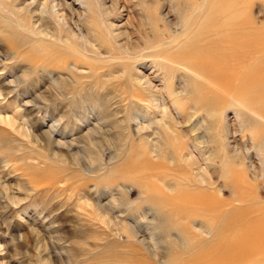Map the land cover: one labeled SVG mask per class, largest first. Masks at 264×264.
<instances>
[{"label":"rangeland","instance_id":"1","mask_svg":"<svg viewBox=\"0 0 264 264\" xmlns=\"http://www.w3.org/2000/svg\"><path fill=\"white\" fill-rule=\"evenodd\" d=\"M43 1L37 0L32 7ZM59 1L64 4L60 13L65 14L74 35L48 18L38 20L31 16L32 12L24 14L18 9L17 0H0V118L15 120L14 127L0 120V264H47L46 252L53 255L52 259H61L60 264L197 261L202 248L189 235L185 222L196 214L183 209V203L195 202L201 194L212 192L210 200L215 199L216 204L229 203L243 210L264 207V86H254L252 80L260 77L256 73L264 63V0ZM36 28L47 36L37 34ZM233 37L248 39V47L256 45L255 49H248L244 59L242 70L248 72V83H236L234 87L218 79L217 70L205 66L208 52L225 47V41ZM185 81L187 84L182 85ZM173 90L182 96H178L177 103L171 94ZM59 93L63 95L61 98ZM150 93L168 106L178 125L175 133L157 125L143 132L139 130L140 134L137 131L133 112L148 115L137 120L139 126L148 125L149 119L154 118V123L161 119L163 106L153 109ZM104 96L112 101L107 111L99 107ZM190 112L195 116L192 122L196 121L193 134L192 126L185 122ZM84 115L89 120L85 121ZM170 125L173 126L171 122ZM25 126H31L29 129L37 141L17 132ZM98 126L99 136L88 131ZM47 130L52 132L54 140L77 144L70 150L55 143L49 147L44 135ZM156 130L163 135L160 148L164 154H171V158L152 156L149 146L143 144L145 134L157 139L153 134ZM119 138L126 141H117ZM193 139L204 142L193 148ZM181 141L185 154L189 149L196 156L189 164L176 156ZM195 171H207L203 175L211 185L198 184L193 176ZM97 201L105 205L103 210H97ZM155 210L160 221H151ZM110 216L121 219L113 231L104 223L109 222ZM126 223L137 226L138 238H146V246L155 252V257L144 245L128 238ZM147 229L155 232L154 243ZM176 234L180 240L184 237L186 240L180 244L174 240ZM46 244L50 247L48 251L44 250Z\"/></svg>","mask_w":264,"mask_h":264},{"label":"bare ground","instance_id":"2","mask_svg":"<svg viewBox=\"0 0 264 264\" xmlns=\"http://www.w3.org/2000/svg\"><path fill=\"white\" fill-rule=\"evenodd\" d=\"M3 1V0H2ZM9 1V0H8ZM11 1V0H10ZM15 1V0H14ZM17 1H19L18 3H19V6H20V8H18V9H21L22 10V12L24 13V12H32V14L33 15H31V16H35V17H38V18H36V19H38L39 20V18L41 19V18H43V19H50L57 27H59L60 29H64L63 31H65V30H67L68 31V33L69 34H71V35H74L73 34V32H72V28L70 27V25H69V22H68V20L65 18V14L64 13H60L63 9H64V4L63 3H61L59 0H44L43 2H41L38 6H36V8L34 9L32 6H33V4L34 3H36V1L37 0H31V2L29 1V2H26V0H17ZM40 1V0H39ZM80 1V0H79ZM84 1H87V0H84ZM97 1V0H96ZM117 1V0H116ZM115 1V2H116ZM232 1H237V0H232ZM7 2V1H6ZM83 2V1H82ZM82 2H79L80 4H82ZM88 2V1H87ZM205 2V1H204ZM86 3V2H85ZM98 3V2H97ZM96 3V4H97ZM170 3V2H169ZM188 3V2H187ZM229 3V2H228ZM5 4H7V3H5ZM11 4V3H10ZM88 4V3H87ZM86 4V5H87ZM190 4V3H189ZM4 5V4H3ZM14 6H15V4H13ZM170 5V4H169ZM216 6H217V4H215ZM7 6V5H6ZM94 6V5H93ZM96 6V5H95ZM211 6H213V5H211ZM11 7H13L12 6V4H11ZM70 7V6H69ZM90 7H92V6H89V8ZM99 7H101V6H99ZM10 8V7H9ZM16 8V7H15ZM34 10H33V9ZM213 8V7H212ZM13 9V8H12ZM11 9V10H12ZM99 9H101V8H98L97 10H99ZM110 9V8H109ZM219 9V8H218ZM224 9H226V8H224ZM223 9V10H224ZM232 9V8H231ZM104 10H107V8L106 7H104ZM16 11V10H15ZM18 11V10H17ZM103 11V10H102ZM112 10H110V12H111ZM221 11V13H222V10H220ZM107 12L109 13V11L107 10ZM172 12V11H171ZM11 13H13V11H11ZM21 13V12H20ZM25 14V13H24ZM29 14V13H28ZM80 14V13H79ZM107 14V13H106ZM114 14V13H113ZM207 14V13H206ZM205 14V15H206ZM224 14V13H223ZM19 15V14H18ZM98 16V15H97ZM208 16H210V15H208ZM15 19H16V17H14ZM163 18V17H162ZM205 18H207V17H205ZM228 18H230V16H228ZM33 19V18H32ZM141 20V19H140ZM6 21V20H5ZM18 21V20H17ZM42 21V20H41ZM33 22V21H32ZM39 22V21H38ZM49 22V21H48ZM85 22V21H84ZM19 23V22H18ZM39 23H41V22H39ZM174 23V22H173ZM215 23V22H214ZM222 23H223V21H222ZM225 23V22H224ZM207 24V23H206ZM29 25H31V24H29ZM37 25V24H36ZM35 25V26H36ZM40 25V24H39ZM108 25V24H107ZM170 25V24H169ZM204 25V24H203ZM214 25V24H213ZM33 26V25H32ZM111 27H113L114 25H110ZM122 26V25H121ZM120 26V27H121ZM26 27V26H25ZM38 27V26H37ZM106 27H109V26H106ZM111 27H109V28H111ZM224 28H225V26H223ZM222 27V28H223ZM108 28V29H109ZM212 28H214V27H212ZM32 29V28H31ZM57 29V28H56ZM196 29V28H195ZM30 30V29H29ZM33 30V29H32ZM111 30V29H110ZM142 30V29H141ZM208 30H210V29H208ZM104 32H105V29L103 30ZM198 31H199V29H198ZM34 32V31H33ZM35 32H37V34H41V35H44L43 37H46L47 36V33H43L42 32V30H40L39 28H36L35 29ZM34 32V34L35 35H37L36 33ZM51 32H53V31H51ZM57 32V31H56ZM62 32V31H61ZM91 32V31H90ZM93 32V31H92ZM103 32V33H104ZM109 32V31H108ZM112 32V31H111ZM110 32V33H111ZM195 32V31H194ZM196 32H197V30H196ZM7 33H8V31H7ZM63 33H65V32H63ZM147 33V32H146ZM227 33H229V32H227ZM30 34H32V33H30ZM34 34H33V36H34ZM51 34H53V33H51ZM91 34V33H90ZM99 34H100V32H99ZM115 34H117V33H115ZM85 35V34H84ZM97 34L95 33V35H94V37L96 36ZM103 35V34H102ZM109 35V34H108ZM112 36H114V34H111ZM118 35H119V33H118ZM125 35V34H124ZM49 36V35H48ZM51 36V35H50ZM53 36H54V34H53ZM85 36H87V35H85ZM99 36V35H98ZM126 36V35H125ZM186 36V35H185ZM41 37V36H40ZM54 37H56V36H54ZM68 37V36H67ZM77 37H78V35H77ZM76 37V38H77ZM90 37V36H89ZM100 37V36H99ZM108 37V36H107ZM124 37V36H123ZM212 37H214V36H212ZM62 38V37H61ZM64 38H66V37H64ZM85 39L87 38V37H84ZM92 38V37H91ZM103 38H105V36L103 37ZM129 38V37H128ZM143 38V37H142ZM148 38V37H147ZM181 38V37H180ZM35 39V38H34ZM67 40H68V38H66ZM75 39V38H74ZM88 39L91 41V39L90 38H87V41H88ZM94 39V38H93ZM106 39V38H105ZM194 39V38H193ZM208 39V38H207ZM210 39V38H209ZM61 40V39H60ZM73 40V38L71 39V41ZM56 41V40H55ZM54 41V42H55ZM62 41L63 42H67V41H64L63 39H62ZM62 41H61V43H62ZM69 41V40H68ZM76 41H79V40H75V42ZM94 42L96 41L95 39L93 40ZM98 41V40H97ZM100 41H102V39L100 40ZM105 41V40H104ZM131 41V40H130ZM224 41V40H223ZM133 42V41H132ZM222 42V41H221ZM225 42H227V44H226V46L224 47H222V48H218V49H213L212 51H210V52H208V53H210V54H208V55H210V56H208L207 58H206V61H205V63H206V65L205 66H207V67H210V68H212V69H215V70H217L216 72L219 74L218 76H219V78L218 79H222V80H224V81H226V83L228 82L229 83V85H231L232 87H234L235 85H236V83H244V82H247L248 83V72H243V64L245 63V61H244V59H246V56H248V49L249 50H252V49H255L256 48V45H254V44H251V45H249V47H248V39H242L241 37H233L232 39L230 38L229 40H226ZM34 43V42H33ZM104 43H106V42H104ZM174 43V42H173ZM172 43V44H173ZM177 43V42H176ZM201 43H203V42H201ZM216 43H218V42H216ZM216 43H215V47L217 46L216 45ZM54 44V43H53ZM86 44H89V43H86ZM93 44V43H92ZM131 44V43H130ZM135 44V43H134ZM179 44H181V43H179ZM74 45V44H73ZM76 45V44H75ZM95 45V44H94ZM106 45H107V43H106ZM122 45V44H121ZM166 45V44H165ZM219 45H220V43L218 44V47H219ZM51 46V45H50ZM78 46V45H77ZM76 46V47H77ZM86 46V45H85ZM87 46H90V45H87ZM120 46V45H119ZM124 46V45H123ZM137 46V45H136ZM145 46V45H144ZM195 46V45H194ZM100 47H101V45H100ZM108 47V46H107ZM142 47V46H141ZM160 47V46H159ZM177 47H179V45L177 46ZM177 47H176V49H177ZM57 48H60V47H57ZM64 48H65V46H64ZM86 48V47H85ZM93 48H94V46H93ZM111 48V47H110ZM158 48V47H157ZM191 48V47H190ZM25 49V48H24ZM95 49H97V48H95ZM94 49V50H95ZM101 49H102V47H101ZM107 49V48H106ZM106 49H105V51H106ZM123 49V48H122ZM193 49V48H192ZM195 49V48H194ZM193 49V50H194ZM61 50V49H60ZM68 50V49H67ZM75 50H76V48H75ZM86 50V49H85ZM92 50V49H91ZM100 50V49H99ZM104 50V49H103ZM108 50V49H107ZM112 50V49H111ZM117 50V49H116ZM135 50V49H134ZM87 51H88V49H87ZM114 51V50H113ZM155 51V50H154ZM49 52V51H48ZM66 52V51H65ZM70 52V51H69ZM68 52V53H69ZM71 52H72V50H71ZM84 52H86V51H84ZM94 52V51H93ZM96 52V51H95ZM116 52V51H115ZM115 52H113V53H115ZM122 52V51H121ZM125 52H127V51H125ZM145 52H147V51H145ZM77 53H79V52H77ZM87 53V52H86ZM111 53V52H110ZM109 53V54H110ZM117 53H119V52H117ZM70 54H72V53H70ZM80 54V53H79ZM88 54V53H87ZM90 54V53H89ZM47 55V54H46ZM45 55V56H46ZM51 55V54H50ZM76 55V54H75ZM78 55V54H77ZM83 55V54H82ZM94 55V54H93ZM99 55V54H98ZM106 55H108V53L106 54ZM137 55H138V53H137ZM136 55V56H137ZM79 56V55H78ZM89 56V55H88ZM87 56V57H88ZM100 56H102V54L100 55ZM90 57V56H89ZM88 57V58H89ZM119 57V56H118ZM121 57V56H120ZM103 58V57H102ZM107 58V57H106ZM128 58H129V56H128ZM135 58V57H134ZM139 58H140V56H139ZM126 59V58H125ZM89 60H90V58H89ZM124 60V59H123ZM97 61V60H96ZM125 61H128V60H125ZM2 62V61H1ZM43 61H41V63H42ZM114 62V61H113ZM261 62V61H260ZM152 63H154V62H152ZM77 64V63H76ZM253 65V64H252ZM78 66V65H77ZM157 66V65H156ZM203 66V65H202ZM257 67V66H256ZM255 67V68H256ZM69 68V67H68ZM67 68V69H68ZM82 68V67H81ZM80 68V69H81ZM252 68H253V66H252ZM203 68H201V70H202ZM69 70V69H68ZM75 70H76V68H75ZM201 70L199 71L200 73H201ZM9 71V70H8ZM123 71L124 70H122V72H119V74L120 73H123ZM136 71H138V70H136ZM136 71H134V72H136ZM98 72V71H97ZM107 72V71H106ZM260 72H262V73H260ZM92 73V72H91ZM139 73H141V72H139ZM114 74V73H113ZM136 74H138V72H136ZM199 74V73H198ZM234 74H237L238 75V77L236 78V76L234 75ZM80 75V74H79ZM194 75V74H193ZM240 75V76H239ZM256 75L257 76H260V77H255V79L253 78L252 80L254 81L253 83L255 84L254 86H258V87H261V88H263V86H264V63L261 65V68H260V71H258L257 73H256ZM65 76V75H64ZM113 76V75H112ZM118 76V75H117ZM120 76H122L121 74H120ZM120 76H118V77H120ZM137 76V75H136ZM140 77V76H139ZM163 77V76H162ZM182 77V76H181ZM195 77H196V75H195ZM201 77V76H200ZM46 78V77H45ZM66 78V77H65ZM65 78H63L64 80H65ZM122 78V77H121ZM146 78V77H145ZM179 78V77H178ZM85 79V78H84ZM112 79V78H111ZM190 79V78H189ZM204 79V78H203ZM207 79H209V78H207ZM53 80H55V79H52V81ZM88 80V79H87ZM109 80H110V78H109ZM135 80H136V82L137 83H140V79H138V78H135ZM187 80V79H186ZM107 81H108V79H107ZM111 81V80H110ZM170 81V80H169ZM145 81L143 80V83H144ZM150 82V81H149ZM149 82H146V83H148V85L150 84ZM163 82V81H162ZM180 82H181V80H180ZM204 82H205V80H204ZM214 82H216V81H214ZM7 83V82H6ZM53 83H55L54 81H53ZM145 84V83H144ZM144 84L142 85V86H144ZM152 84V83H151ZM167 84H169V83H167ZM187 83H186V81H185V84L184 83H182V85H186ZM7 85V84H6ZM9 85V84H8ZM7 85V86H8ZM52 85H54V84H52ZM151 86V85H150ZM153 86V85H152ZM169 86V85H168ZM171 86V85H170ZM169 86V87H170ZM181 86V85H180ZM95 87V86H94ZM149 87V86H148ZM57 88V87H56ZM56 88H55V90H56ZM93 88V87H92ZM103 88V87H102ZM155 88H156V86H155ZM54 89V88H53ZM58 89V88H57ZM151 89V88H150ZM152 89H154V88H152ZM180 89V88H179ZM182 89V88H181ZM232 89H234V88H232ZM12 90V89H11ZM15 90V89H14ZM93 90V89H92ZM155 90H157V88L155 89ZM217 90V89H216ZM61 91V90H60ZM154 91V90H153ZM158 91H161V90H158ZM178 91V90H177ZM177 91H175L174 92V90L173 91H171V94L173 95V97L175 98V101L174 102H176V100H177V102L179 101V99H178V96L180 95L181 96V94L179 93V92H177ZM29 92V91H28ZM48 92V91H47ZM7 93V92H6ZM30 93V92H29ZM96 93V92H95ZM107 93V92H106ZM159 94V93H158ZM183 94V93H182ZM249 94V93H248ZM13 95V94H12ZM59 95H60V93H59ZM91 95V94H90ZM111 95V94H110ZM63 95H60V98L62 97ZM98 96V95H97ZM179 96V98H181ZM38 97H39V95H38ZM99 97V96H98ZM101 97V96H100ZM99 97V98H100ZM149 97H150V100H151V102L153 103V105H152V107H154L153 109H157V108H159L160 106H163L162 107V109L160 110L161 111V119L159 120V121H156L155 123L153 122V119H149L148 120V125H146L145 123V126H147V127H145V126H139L140 124H138L137 123V120L139 121V118L140 117H147L148 115L147 114H142V113H138L137 111H135V112H133L132 113V120L134 121V122H136L135 124H136V126H137V128H138V132H139V130H145V129H149V128H153L154 126L153 125H157V127L158 126H162V127H164L165 129H167L168 131L170 130V131H172V132H176V128H175V126L177 125V123H176V120L174 119V116L173 115H171L170 114V112H169V110H168V106H166L165 105V102H164V100H163V102L164 103H160L159 102V97L157 96V95H151V93H150V95H149ZM40 98V97H39ZM42 98V97H41ZM109 98H110V96H109ZM113 98V97H112ZM44 99V98H43ZM171 99V98H170ZM33 100H35V97H34V99ZM45 100V99H44ZM88 100V99H87ZM41 101V100H40ZM101 101L103 102L99 107H100V109L101 110H104V111H107V109L109 108V106H110V102H112L111 101V99L109 100L108 98L106 99L105 98V96L101 99ZM184 101H186V100H184ZM29 102V101H28ZM78 102V101H77ZM173 102V101H172ZM176 102V103H177ZM37 103V102H36ZM86 103V102H85ZM110 103V104H109ZM28 104V103H27ZM98 104V103H97ZM89 105V104H88ZM133 105V104H132ZM136 106V105H135ZM181 106L182 105H180V108H181ZM243 107L245 106V104L244 105H242ZM85 107V106H84ZM179 108V109H180ZM88 110V109H87ZM134 111V110H133ZM139 111V110H138ZM181 111V109L179 110V112ZM119 112V111H118ZM174 112V111H173ZM238 112V111H237ZM241 112V111H240ZM63 113V112H62ZM86 113V112H85ZM104 113V112H103ZM106 113V112H105ZM104 113V114H105ZM146 113H148V112H146ZM193 113H194V111H193ZM192 112H190L189 114H188V118L186 119V123H188L189 124V126H192L191 128H192V130L193 131H191V134H193L192 132H194V125H195V122H192V119L195 117L194 116V114H193ZM93 114V113H92ZM103 114V115H104ZM107 114H109V113H107ZM115 115H116V113H114ZM149 114V113H148ZM93 115H96V114H93ZM176 115V114H175ZM156 116V115H155ZM236 116H237V118H239V115L238 114H236ZM8 117V116H7ZM62 117V116H61ZM81 117V116H80ZM80 117H79V119H80ZM151 117V116H150ZM106 118V117H105ZM117 118V117H116ZM180 118V117H179ZM206 118V117H205ZM78 119V120H79ZM89 120V118L87 117V116H85L84 115V120L86 121V120ZM159 119V118H158ZM157 119V120H158ZM207 119V118H206ZM252 119H253V117H252ZM251 119V120H252ZM0 120H2L3 122H5V124L7 125H10L11 127H14L15 126V120H14V122L11 120V119H9V118H0ZM77 120V119H76ZM101 120H102V118H101ZM142 120H144V119H142ZM222 120V119H221ZM80 121V120H79ZM98 121H99V119H98ZM147 121V120H146ZM182 121V120H181ZM205 121V120H204ZM27 122V124L29 123V121H26ZM72 122V121H71ZM75 122H77V121H75ZM100 122H102V121H100ZM99 122V123H100ZM170 122L172 123V125L173 126H171L170 125ZM177 122H178V120H177ZM80 123V122H79ZM140 123V122H139ZM186 123H184L185 125H186ZM200 123V122H199ZM199 123H198V125H199ZM202 123V122H201ZM205 123H206V121H205ZM52 124V123H51ZM77 124V123H76ZM90 124V123H89ZM109 124H110V122H109ZM134 124V123H133ZM53 125V124H52ZM81 125V124H80ZM96 125V124H95ZM100 125V124H99ZM113 125H115V124H113ZM118 125H120L119 123H118ZM170 125V126H169ZM182 125V124H181ZM180 125V126H181ZM28 126V125H27ZM102 126V125H101ZM121 126H122V124H121ZM178 126V125H177ZM9 127V126H8ZM26 127V126H25ZM24 127V128H25ZM31 127V126H30ZM29 127V128H30ZM50 127H51V125H50ZM66 127V126H65ZM77 127V126H76ZM113 127V126H112ZM29 128H25V129H23V131H22V128H20L19 127V131H17L18 133H20V134H25V136L27 137V138H29L31 141H34V140H36V137L37 136H34L33 134H32V132H33V130H31L30 131V129ZM54 128V127H53ZM100 127L98 126V127H95V129H92V128H90L88 131L90 132V133H92V134H95V135H100L101 134V130L99 129ZM115 128V127H114ZM199 128V127H198ZM70 129V128H69ZM112 129V128H111ZM156 129H158V128H156ZM65 130V129H64ZM105 130V129H104ZM108 130H110V129H108ZM122 130V129H121ZM135 130H136V127H135ZM146 130V131H147ZM198 130V129H197ZM197 130H195V131H197ZM201 130H203V129H201ZM226 130V129H225ZM53 131V130H52ZM106 131V130H105ZM124 131V130H123ZM141 131L139 132V134L141 133ZM142 131V132H143ZM180 131V130H179ZM204 131V130H203ZM224 131V130H223ZM72 132V131H71ZM89 132H87V133H89ZM110 132H111V130H110ZM205 132V131H204ZM17 133V134H18ZM59 133V132H58ZM87 133H85V134H87ZM123 133V132H122ZM197 133V132H196ZM64 134V133H63ZM65 134H67V133H65ZM85 134L83 135V136H85ZM91 134V135H92ZM111 134V133H110ZM115 134V133H114ZM156 137H157V139L155 140L154 138H152V139H150V138H148L149 137V135L148 134H145V136L144 137H146L145 138V142H143V144L144 143H146V145L147 146H149V154L150 155H152V156H156L157 154H160L161 156H164L165 157V155L167 154H164L165 152L163 151L164 149H161L160 148V145H159V142H161V141H159L160 139H162L163 138V135L161 134V132H160V130H156L154 133H153ZM164 134H165V132H164ZM169 134H171V133H169ZM169 134H168V136H169ZM198 134V133H197ZM256 134H258V133H256ZM44 135L47 137V143L49 144V147H51L52 146V144L53 143H55L56 144V146H62V147H64V148H67V149H73V145H74V143L75 144H77V142H71V141H64V142H61V140H59V141H57L56 139L54 140L53 139V134H52V132L51 131H49V130H47V131H45L44 132ZM43 135V136H44ZM88 135V134H87ZM86 135V136H87ZM95 135H92V136H95ZM107 135V134H106ZM122 135V134H121ZM172 135V134H171ZM42 136V137H43ZM97 136V137H98ZM123 136V135H122ZM152 136V135H151ZM176 136V135H175ZM192 136V135H191ZM194 136V135H193ZM171 137V136H170ZM178 137V136H177ZM176 137V138H177ZM259 137V136H258ZM99 138V137H98ZM116 138V137H115ZM183 138V137H182ZM185 138H187V137H185ZM261 138V137H260ZM75 139V138H74ZM77 139H78V137H77ZM100 139V138H99ZM101 139H105V138H101ZM165 139V138H164ZM174 139V138H173ZM215 139V138H214ZM225 139V138H224ZM72 140H73V138H72ZM106 140V139H105ZM118 140H120V138L119 139H117V141ZM122 140V139H121ZM120 140V141H121ZM175 140V139H174ZM177 140V139H176ZM206 140V139H205ZM220 140V139H219ZM37 141V140H36ZM39 141V140H38ZM74 141V140H73ZM123 142H125L126 140L125 139H123L122 140ZM142 141V140H141ZM144 141V140H143ZM171 141H172V138H171ZM190 141V140H189ZM201 141V140H200ZM200 141H198V140H196V139H193V144H192V147L193 148H199L200 147V143L202 142H200ZM95 142V141H94ZM108 142V141H107ZM116 142V141H115ZM173 142V141H172ZM177 142V141H176ZM176 142H174V143H176ZM204 142V141H203ZM202 142V143H203ZM81 143V142H80ZM89 143H90V141H89ZM91 143H93V142H91ZM110 143V142H109ZM114 143V142H113ZM162 143V142H161ZM160 143V144H161ZM164 143H166V142H164ZM50 144H51V146H50ZM111 144H112V142H111ZM122 144V143H121ZM140 144V143H139ZM168 144V143H167ZM228 144V143H227ZM226 144V145H227ZM92 145V144H91ZM90 145V146H91ZM177 145V144H176ZM262 145V144H261ZM110 146V145H109ZM143 146V145H142ZM202 146H204V144H202ZM206 146V145H205ZM260 146V145H259ZM112 147V146H111ZM161 147L163 148V146L161 145ZM115 148V147H114ZM144 148V147H143ZM142 148V149H143ZM165 148V147H164ZM60 149V148H59ZM80 149V148H79ZM82 149V148H81ZM95 149H97V148H95ZM113 149V148H112ZM145 149V148H144ZM175 149V148H174ZM205 149V148H204ZM83 150V149H82ZM89 150V149H88ZM94 150V149H93ZM114 150V149H113ZM167 150H170V149H168L167 148ZM184 150H185V146H184V148H183V145H182V141L180 142V143H178V149H177V157L179 158V160L180 161H182V162H184V163H188V162H190L191 160H193L192 158L193 157H196L195 155H193L192 156V152H189L190 150L188 149V153L187 154H185V152H184ZM196 150H200V149H196ZM235 150H237V149H235ZM55 151V150H54ZM86 151V150H85ZM92 151V150H91ZM90 151V152H91ZM116 151V150H115ZM144 151V150H143ZM158 152H160V153H158ZM170 152H172L171 150H170ZM198 152V151H197ZM46 153V152H45ZM73 153V152H72ZM81 153V152H80ZM88 153V152H87ZM115 153V152H114ZM204 153V152H203ZM209 153V152H208ZM208 153H205V154H207L208 155ZM235 153V151L233 150V154ZM53 154H56V153H53ZM82 154V153H81ZM57 155V154H56ZM71 155V154H70ZM90 155V154H89ZM88 155V156H89ZM198 155V154H197ZM216 155V154H215ZM239 155V154H238ZM53 157H55L54 155H52ZM61 156V155H60ZM65 156V155H64ZM80 156V155H79ZM167 156V158L168 157H170L171 158V154H170V156H169V154L168 155H166ZM205 156V155H204ZM98 157V156H97ZM100 157V156H99ZM110 157V156H109ZM114 157V156H113ZM112 157V158H113ZM202 157H203V155H202ZM49 158V157H48ZM78 158H80V157H78ZM118 158V157H117ZM198 158V157H197ZM85 159V158H84ZM158 159V158H157ZM176 159V158H175ZM196 158H194V160H195ZM204 159H206V157H204ZM230 159V158H229ZM78 160V159H77ZM80 160V159H79ZM78 160V161H79ZM170 160V159H169ZM179 160H177V161H179ZM201 160H203V159H201ZM80 161H82V160H80ZM173 160H171V162H172ZM197 161H199V160H197ZM197 161H195V162H197ZM204 161H206V160H204ZM83 162V161H82ZM77 163H79L80 164V162H77ZM89 164L91 163V162H88ZM206 163H209V162H206ZM71 164V163H70ZM89 164H87L88 165V167H90L89 166ZM174 164V163H173ZM189 164V163H188ZM44 165V164H43ZM86 165V164H85ZM199 165V164H198ZM64 166H65V164H64ZM79 166V165H78ZM193 166V165H192ZM196 166V165H195ZM201 166V165H200ZM208 166V165H207ZM76 167V166H75ZM228 167V166H227ZM77 168V167H76ZM85 168V167H84ZM199 168V167H198ZM204 168V167H203ZM91 169V168H90ZM206 169V168H205ZM86 170V169H85ZM97 170V169H96ZM201 170H203V169H201ZM87 172V171H86ZM204 173L205 172H207V171H203ZM204 173H202V171H198V172H194V174H193V176H194V178H195V180H196V182H199L198 184H200L202 187H204V186H207V187H209V185H211V184H209V183H206L207 182V180H206V178H205V176L203 175ZM228 173V172H227ZM226 173V174H227ZM207 175V174H206ZM222 175V174H221ZM92 176V175H91ZM222 176H224V175H222ZM228 176V175H227ZM231 176V175H230ZM207 177H208V175H207ZM166 178V177H165ZM193 178V179H194ZM226 178V177H225ZM229 178H232V177H229ZM211 180V179H210ZM244 180V179H243ZM143 181V180H142ZM141 182V181H140ZM148 182V181H147ZM162 182V181H161ZM222 182V181H221ZM159 183V182H158ZM170 183V182H169ZM176 183V182H175ZM1 184V183H0ZM203 184H204V186H203ZM245 184V183H244ZM159 186V185H158ZM165 186V185H164ZM248 186H249V184H248ZM4 187V186H3ZM6 187V186H5ZM169 187V186H168ZM171 187V189H172V186H170ZM7 189V188H6ZM10 189V188H9ZM117 189V188H116ZM127 188H125V186H121V190L122 191H124L125 193H128L127 192V190H126ZM170 189V190H171ZM8 190V189H7ZM27 190V189H26ZM121 190H119L118 192H121ZM9 191V190H8ZM104 191V190H103ZM102 193V192H101ZM104 193V192H103ZM6 194V193H5ZM117 194V193H116ZM211 194H213L212 192H206V193H204V194H201L200 196H196L197 197V200L195 201V202H192V201H187V202H189V203H183V205H182V207H183V209H185V210H188V211H190V212H194L195 214H196V216H195V218H192V219H190V220H184L185 222H186V225H187V230H188V233H189V235H191L192 236V238H194V239H196V240H198L199 242H196L197 244L196 245H198L199 246V244H200V247L202 248V251L201 252H198V255H199V258H198V260L197 261H183V263L182 264H264V207H257V208H252V207H248L247 209H237V208H234L233 206H230V204L229 203H222V205H220L219 203H217L216 204V202H215V199H214V201H211L210 200V198H211ZM7 195V194H6ZM5 195V196H6ZM100 196H102L101 194H99ZM3 196V195H2ZM8 196V195H7ZM7 196H6V198H7ZM13 196V195H12ZM112 196V195H111ZM168 196V195H167ZM195 196V195H194ZM14 197V196H13ZM6 198H5V200H6ZM97 198V197H96ZM110 198V197H109ZM174 198H176V197H174ZM218 198H220V197H218ZM84 199V198H83ZM221 199V198H220ZM87 200V199H86ZM104 200V199H103ZM190 200H191V198H190ZM7 201V200H6ZM94 201V200H93ZM9 202H12V201H9ZM13 202H14V200H13ZM12 202V203H13ZM91 202V201H90ZM118 202V201H117ZM225 202H227V201H225ZM110 203V202H109ZM111 205V204H110ZM113 205V204H112ZM105 205H102V204H100V202L99 201H97L96 202V207H97V210H99V211H101V210H103L105 207H104ZM149 209V208H148ZM82 210V209H81ZM107 210V209H106ZM112 211V210H111ZM113 212H114V210H113ZM153 212V214L151 215L150 214V212H149V214L152 216L151 217V221H160L161 220V218L159 217V215L156 213L157 211L155 210V212L154 211H152ZM98 213H100V212H98ZM110 213H112V212H110ZM164 213V212H163ZM121 213H119V215H120ZM145 214V213H144ZM180 214H182V212L180 213ZM170 215V214H169ZM187 215V214H186ZM193 215V214H192ZM198 215V216H197ZM145 216V215H144ZM167 216V215H166ZM174 216H175V214H174ZM167 217H169V216H167ZM173 217V216H172ZM140 218V217H139ZM165 218V217H164ZM176 218H179V216L178 217H176ZM142 218H140V220H141ZM173 219V218H172ZM171 219V220H172ZM184 219V218H183ZM186 219V218H185ZM209 221H208V220ZM144 220H146V219H144ZM150 220V219H149ZM177 220V219H176ZM120 222H121V219H119L118 217H112L111 218V216H110V218H109V222H106V220H105V222L104 223H106L107 224V227L110 229V230H114V227L116 226H118L119 224H120ZM172 223H173V220L171 221ZM176 222V221H175ZM179 222H181V221H179ZM185 222H182V223H185ZM132 223V222H131ZM139 223V222H138ZM157 223H159V222H157ZM162 223V222H161ZM175 224V223H174ZM141 225V224H140ZM153 225H154V223H153ZM155 225H157V224H155ZM124 226H125V228H127V231H128V238H131V239H133V240H135V241H138L139 243H141L142 245H144L145 246V250H147V252L149 253V254H151L153 257H155V252L153 251H151L150 249H149V247L148 246H146V243H145V239L146 238H143V239H139L138 238V235H137V233H140V232H138V230L136 229L137 228V226H136V228L134 227V226H130L129 224H124ZM160 227H161V225H159ZM168 226V225H167ZM177 226V225H176ZM175 226V227H176ZM183 226V225H182ZM168 227H171L170 225L168 226ZM147 228V227H146ZM178 228V227H177ZM183 228V227H182ZM185 228V227H184ZM152 229V228H151ZM153 229H154V227H153ZM152 229V230H153ZM161 229V228H160ZM163 229V228H162ZM161 229V230H162ZM143 230V229H142ZM147 230H149V229H147ZM146 230V231H147ZM166 230V229H165ZM164 230V231H165ZM33 231V230H32ZM141 231V230H140ZM145 231V230H144ZM150 231V232H149ZM148 232H149V238H150V240H152V242L153 241H155L156 240V234H155V232H153V231H151V230H149ZM156 231H158V230H156ZM171 231H173V230H171ZM182 231V230H181ZM174 232V231H173ZM184 232H186V231H182L181 233H184ZM113 234H114V232H113ZM170 234V233H169ZM117 235H119V234H117ZM162 235V234H161ZM171 235V234H170ZM159 236V235H158ZM157 236V237H158ZM163 236V235H162ZM169 236V235H168ZM167 236V237H168ZM184 236V235H183ZM145 237V236H144ZM117 238V237H116ZM165 238V237H164ZM188 238V237H187ZM184 240H186V238L184 237L183 238ZM182 239V240H183ZM174 240H176V241H178L180 244H181V242H182V240H180V235L179 234H176L175 236H174ZM188 240V239H187ZM47 241V240H46ZM82 241V240H81ZM112 241V240H111ZM193 242V241H192ZM154 243V242H153ZM168 244H167V247L169 246V242H167ZM36 244V243H35ZM48 244V243H47ZM47 244L44 246V250L45 251H48V248H50V247H48L47 246ZM81 243H79V245H80ZM179 244V245H180ZM195 244V243H194ZM85 245V244H84ZM166 246V245H165ZM181 246V245H180ZM81 247H82V245H81ZM87 247V246H86ZM89 247V246H88ZM87 247V248H88ZM153 247V246H152ZM170 247V246H169ZM182 248H183V246H182ZM63 249V248H62ZM181 249V248H180ZM61 250V249H60ZM90 250V249H89ZM52 252V251H51ZM168 252H170V251H168ZM47 253V259H46V263L47 264H51L52 262L53 263H61V259L59 260V258L57 257V258H53L52 259V257H50V256H53V255H51L50 254V256H49V252H46ZM162 254V253H161ZM160 253H159V255H161ZM100 255V254H99ZM70 256V255H69ZM68 256V257H69ZM158 256V255H157ZM60 257V256H59ZM72 257V256H71ZM45 258H46V256H45ZM62 258V257H61ZM42 259V258H41ZM64 259V258H63ZM75 259V258H74ZM160 259V258H159ZM43 260V259H42ZM70 260V259H69ZM63 262V261H62ZM65 263V262H64Z\"/></svg>","mask_w":264,"mask_h":264}]
</instances>
